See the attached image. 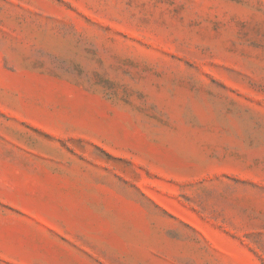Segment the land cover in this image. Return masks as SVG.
Returning a JSON list of instances; mask_svg holds the SVG:
<instances>
[{"label": "rangeland", "instance_id": "1", "mask_svg": "<svg viewBox=\"0 0 264 264\" xmlns=\"http://www.w3.org/2000/svg\"><path fill=\"white\" fill-rule=\"evenodd\" d=\"M0 264H264V0H0Z\"/></svg>", "mask_w": 264, "mask_h": 264}]
</instances>
